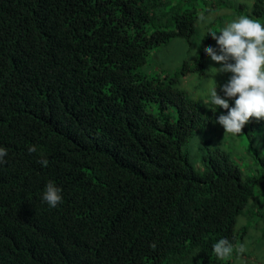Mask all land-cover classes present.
Listing matches in <instances>:
<instances>
[{
    "label": "trees",
    "instance_id": "trees-1",
    "mask_svg": "<svg viewBox=\"0 0 264 264\" xmlns=\"http://www.w3.org/2000/svg\"><path fill=\"white\" fill-rule=\"evenodd\" d=\"M169 1L0 0V264H215L218 240L249 233L236 232L247 206L264 216V118L242 129L246 167L208 141L192 162L185 143L218 110L177 87L207 72L216 21L202 34L200 16L237 5L264 25V0H214L202 14ZM200 35L202 54L174 75L135 71L155 47ZM49 181L56 208L42 199Z\"/></svg>",
    "mask_w": 264,
    "mask_h": 264
},
{
    "label": "rangeland",
    "instance_id": "rangeland-1",
    "mask_svg": "<svg viewBox=\"0 0 264 264\" xmlns=\"http://www.w3.org/2000/svg\"><path fill=\"white\" fill-rule=\"evenodd\" d=\"M214 0H170L165 9L169 10L176 5V8L182 7L187 8H197L199 13H203L205 8H208V3ZM233 2H251L252 0H231ZM219 7V8H218ZM217 8L211 9L210 12L200 16L197 21V26L202 34L207 32V26L214 21L212 24L213 31L219 32V30L226 25L227 23L237 20L240 15L236 11L237 5L230 7L218 6ZM176 8L171 10L168 13L167 17H170L171 20L174 18L172 15L176 13ZM203 17V19H201ZM200 36L194 37L193 43L190 44L184 39L175 38L169 44L159 45L153 49V51L147 57V60L144 64L140 65L135 71L141 74H148L152 76H161L166 77V75H174L176 70H178L184 61H188L190 64H193L198 56L202 54L200 51L199 40ZM210 46L216 47V41L213 40ZM205 64L207 65V72L203 76H199L197 71L189 72L187 75L181 77L180 83L177 84V87L185 90L191 97L202 101L205 98L207 89L209 87V75L214 69H209L210 67H220L219 64H216L211 60L210 57L206 60ZM230 73H218L215 77L216 80H212L211 84L213 86L223 85ZM218 91H220L218 87ZM221 94V91H220ZM157 103H151L147 106V109L151 112H157ZM205 105V104H204ZM207 106V105H206ZM222 108H217L216 118L223 112ZM224 110V109H223ZM224 113V112H223ZM173 116H176V113L173 111ZM216 120V119H215ZM215 120L211 125L203 131L197 132L191 139L185 143L184 151L188 153V156L192 162H196L201 159L202 155L205 154L210 146L220 143L226 149L234 152L235 156L241 157L242 152L247 148L249 139L245 138L244 132L240 134H225L224 129L219 124L215 123ZM264 136V133H263ZM216 143H215V142ZM262 149H264V137L262 139ZM246 159V161H245ZM241 157L239 160L241 165L246 164L249 160L247 157ZM199 164V163H198ZM246 167V165H244ZM251 168V169H250ZM250 173H258L259 168L256 165L253 167H248ZM254 196L264 200V193L262 192V183H258L255 187ZM257 198H254L253 202H257ZM247 216L240 215L237 219L236 232L239 234L241 229H238L239 224L248 225L249 233L246 234L245 238L241 243L233 245V251L231 255L226 256L223 260H216L215 264H264V216L261 220L258 218L256 210L252 209L250 206H247L244 209ZM243 245L245 247V253L239 251V247Z\"/></svg>",
    "mask_w": 264,
    "mask_h": 264
},
{
    "label": "clouds",
    "instance_id": "clouds-1",
    "mask_svg": "<svg viewBox=\"0 0 264 264\" xmlns=\"http://www.w3.org/2000/svg\"><path fill=\"white\" fill-rule=\"evenodd\" d=\"M209 33L216 41V47L205 46L204 52L220 67L209 68L214 71L208 77L210 84L202 103L226 110L215 123L223 127L225 134H240L251 118H264V25L249 16H240L224 25L218 33ZM218 73L231 75L223 85L213 86L211 81L216 80ZM231 100L235 101V106H231ZM28 150L35 152L36 148L30 146ZM6 156L7 149L0 147V165L5 163ZM39 162L45 167L48 165L46 159ZM42 199L49 207L56 208L63 201L61 187L49 181ZM156 246L155 242L150 245L153 249ZM245 250L243 245L239 247L241 253ZM232 251L233 245L227 238H221L213 245V253L220 260Z\"/></svg>",
    "mask_w": 264,
    "mask_h": 264
}]
</instances>
